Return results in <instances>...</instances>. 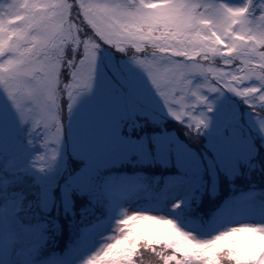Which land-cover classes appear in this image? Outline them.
I'll list each match as a JSON object with an SVG mask.
<instances>
[{
  "label": "snow or ice",
  "instance_id": "1",
  "mask_svg": "<svg viewBox=\"0 0 264 264\" xmlns=\"http://www.w3.org/2000/svg\"><path fill=\"white\" fill-rule=\"evenodd\" d=\"M128 2L129 0H82L80 7L85 17L93 22L97 19L102 22L114 21L121 25L141 22L146 14L139 8H129ZM13 3L14 0H0V26L3 27L0 39L3 40L6 53L9 49L18 53L3 64L0 70V87L12 100L20 121L24 122L32 118V110L26 107L28 99L33 95L29 80L41 68L40 56L48 44L52 18L62 15L70 19L73 5L71 0H15L18 8L10 14L8 10ZM32 5L35 7H31ZM253 7L254 0H245L242 6H230L215 0H175L174 10L187 21L188 26H191L194 17L198 21H206L208 33L215 32L222 43L211 46V50L191 59L184 56L173 57L167 65L135 58V63L157 89L162 81L168 82L170 87L167 92L162 93V103L167 114L178 123L184 124L188 130H195L198 134L200 130L210 127L209 112L216 111V101L212 97L215 96L218 101L222 98V92L239 97L253 113L260 111L256 101L257 98L264 99V88L251 95L237 91L244 86L259 87L260 80L264 79V51H261L264 49V14H253ZM183 8L188 11H181ZM196 9L202 11H195ZM203 34L201 31L200 35ZM239 36L245 37L248 50L241 56L238 67L224 71L201 62L214 52L230 54L229 50ZM13 41L16 43L13 44ZM20 42H26L28 46L21 49ZM173 51L165 55L172 56ZM87 55L95 61L96 53L91 47ZM235 63L231 61L224 64L231 66ZM113 71L127 93L125 109L129 118L134 119L145 105L154 104L149 97L141 95L135 73L130 68L113 66ZM197 77L201 78L200 82H197ZM238 79L243 83L238 84ZM78 86L90 87V80L84 79L78 85L70 87L68 95L72 104H75L76 99L71 88ZM75 143L77 141L74 137ZM159 147L163 150L166 144L161 141ZM39 148L42 151L35 155L34 163L38 165L50 160L57 169L60 155L55 150L47 151V141ZM15 162L16 157L13 154L0 157V221L4 225V239L18 258L16 264H34L47 239V233L53 228L59 230L60 227L55 221L42 222V219L47 218L43 213L47 212L49 206L54 207L57 193L50 182L43 179L35 198L28 200L22 190L11 187L18 180ZM87 190L78 184H69L61 189L60 202L66 210L71 209L73 197ZM29 205L42 214L41 219L28 220L25 215H21ZM130 222L132 227L126 235L109 237L108 241L114 242H107L99 251L88 255L86 264H143L144 256L149 253L156 264H264V246H257L264 238L255 234L257 226L264 225H253L213 239H188L171 245L167 242L177 239V234L167 221L151 218L136 220L129 217L125 223ZM97 229L98 225H94L81 232L77 244L81 253L95 245ZM237 236L244 239H233Z\"/></svg>",
  "mask_w": 264,
  "mask_h": 264
},
{
  "label": "clouds",
  "instance_id": "2",
  "mask_svg": "<svg viewBox=\"0 0 264 264\" xmlns=\"http://www.w3.org/2000/svg\"><path fill=\"white\" fill-rule=\"evenodd\" d=\"M81 2L82 0H71L73 8L70 19L62 15L52 18L48 44L40 56L41 68L29 80L33 95L28 99L26 107L32 110V118L21 122L29 125L27 143L32 148L35 149L37 145L43 146L47 141L49 144L47 151L55 150L60 157L65 150L71 148L73 126L78 117L108 90V82L104 78L105 69L101 63L107 49L123 54L129 63L128 68L133 70V67L139 68L135 58L167 65L173 57L184 56L191 59L211 50V46L221 44V39L215 32L208 33L206 21H198L194 17L191 26H188L187 21L174 10L175 0H136V2L129 0L127 4L129 8H139L146 15L141 22L127 25L117 24L114 21L102 22L98 19L93 22L83 14ZM262 5L264 0H254L253 14H264ZM31 7L34 8L35 5ZM16 8L18 4L14 0L12 8L8 10L9 13L12 14ZM181 11L188 9L183 8ZM201 31L203 35H200ZM15 43L16 41H13V44ZM19 46L22 49L28 45L26 42H20ZM90 47L96 53L95 61L87 55ZM247 50L245 37L239 36L230 48V54L214 52L204 61L210 62L206 64L207 66L218 69L219 60H223L224 63L239 62ZM170 51H173L172 56L165 55ZM14 55L18 53H14L11 49L5 52L3 40L0 39V70ZM84 79H89L91 86L71 88L76 99L75 104H72L68 95L69 89ZM149 81L162 102V93L167 92L170 85L167 81H162L160 88L157 89L150 78ZM237 83L242 84L243 81L238 79ZM260 88H264V79L260 80L259 87L244 86L237 91L251 95L260 91ZM223 94L222 92L221 95ZM256 102L260 109L256 114L259 133L264 136V99L257 98ZM210 113L211 111L209 128L200 130L198 134L195 130H189L187 134L199 140L202 135L210 131L212 126ZM39 154L38 152L36 155ZM34 160L35 157L30 162V166L37 168L44 176L56 173L57 169L50 160L38 165ZM162 191L163 183H156V178L146 172H125L116 169L97 172L91 180V187L85 192L88 198L85 207H72L66 210L62 208L61 202L57 201L54 205L56 210L54 216L49 215L48 212L43 213L47 218L42 219V222L55 221L63 227H59V230L53 228L47 233V239L40 248L34 264H51L52 259L60 254L59 245L65 229L73 239H78L81 226L85 223L98 225L96 241L108 232L113 233L109 236L112 238L126 235L130 228L125 221L129 217H134L136 220L151 218L167 221L177 234V239L167 242L171 245L188 239H197L192 231L188 230L191 227L189 219L196 211L194 206L188 204L191 194L172 193L153 204V200L149 197L156 198ZM207 195L210 199L216 198V193H207ZM149 206H154L158 210L155 213L145 211L144 209ZM29 208L32 206L29 205ZM85 210H87L86 214ZM167 211L173 212L174 215H167ZM25 218L41 219L42 214L34 210L25 211ZM233 223L234 220L231 218L220 220L215 224L211 220L201 221L202 227L207 228L212 225V231L218 232L211 239L253 225H264V222H239L232 226ZM255 234L264 238V226H257ZM105 243L107 241H104L103 245ZM257 246H264V239L258 242ZM152 261L156 264L154 259ZM74 264H86V258H78Z\"/></svg>",
  "mask_w": 264,
  "mask_h": 264
},
{
  "label": "rangeland",
  "instance_id": "3",
  "mask_svg": "<svg viewBox=\"0 0 264 264\" xmlns=\"http://www.w3.org/2000/svg\"><path fill=\"white\" fill-rule=\"evenodd\" d=\"M215 2L230 6H242L245 0H215ZM2 31L3 27L0 26V32ZM224 51L227 50L225 49ZM261 51H264V49H261ZM201 62L204 64L210 63L206 61ZM101 63L105 69L104 78L108 82V90L101 97H98L78 117L73 126L72 149L70 153L80 159H89L91 164L103 168L111 164L110 157L114 162L118 157L122 158L125 156L126 152L149 157L150 152L153 150L151 144H153L154 152L159 156L160 161L167 162L170 159L171 153L175 155V164L171 165L172 171L176 172L181 168L189 174L199 173L201 167L204 168L205 164L201 161H199L201 167L198 163L194 164L196 160L194 159L192 151L182 142L184 135L180 128H175L176 130H174L171 126L170 128L167 127V123L170 124L168 120L175 119L167 114L166 108L160 101L154 88H152L146 73L138 67H133L132 71L135 73L138 81L141 95L149 97L154 101V104L151 106L145 105L133 119L129 118L126 114L125 105L127 102V93L123 89L121 80L113 71V66L128 68L129 63L127 59L117 60L111 54V50L107 49L103 54ZM236 63L238 64L236 67H238L239 62ZM235 64L226 66L223 60H219L217 66L224 71H230L234 68L232 66ZM200 80L201 78L197 77V82H200ZM212 100L216 101V111L210 113L212 116V126L210 131L207 132L210 137L209 145L211 148H215L216 151L213 152L214 154H221L220 157L225 159L222 160L223 162H227L229 165H236L233 162L236 155L241 153L246 156L247 147L250 149L249 152L254 154L256 150L251 146V141L255 143L258 142L260 137L263 138L259 133L256 114L250 108H248L250 111L248 114L242 112L240 107L248 105L232 93L225 92L218 101L213 96ZM18 122L20 124L19 126L17 124ZM176 123L178 122L176 121ZM178 124L186 127L184 124ZM28 126L27 124L21 123L12 100L8 97L6 91L0 87V151L3 155L6 153L13 155L22 153L23 159L16 162L17 172L29 170L32 176H38L43 173H40L37 168L31 167L30 162L42 149L38 145L35 149L32 148L27 141H21L22 143L17 142L19 141V133H23L24 129ZM74 137L77 141L75 144ZM24 138L25 136H23ZM161 141L166 144L163 150L159 147ZM14 143L17 144L15 145ZM68 154L65 150L61 155L58 168H65V161ZM207 164L209 165V163ZM89 167L90 164L88 165V169ZM224 174L223 171L214 170L211 176L217 178ZM79 175L81 178L87 175L85 167H83ZM51 176L49 175L45 178L49 179ZM201 181L202 179H195L194 177L181 179L178 182V186L168 187L166 189L164 198L172 193L180 195L190 193L191 198H193L196 195V190L201 185ZM251 196L249 194V197H241L238 201L234 199V201H230L226 207L222 208V212L215 211L214 217L211 218L213 224L228 218L234 220L232 226H235L239 222H264V204L251 198ZM149 198L153 200V204L158 203L160 199L159 197ZM144 210L155 213L158 209L154 206H149ZM166 214L170 216L174 215L171 211H167ZM189 223L191 227L188 230H191L197 239H211L213 235L218 234V232L212 231V225L205 228L202 227L200 221L192 222L190 220ZM128 226L131 230V222ZM3 231L0 240V264H16L18 258L11 252L4 239ZM112 234L111 232L105 233L86 252L81 253L76 248L75 250H68L65 254L56 255L52 260V264H74L78 258H86L88 255L99 251L104 241L114 242V240L108 241V237ZM233 239L241 240L244 237L237 236Z\"/></svg>",
  "mask_w": 264,
  "mask_h": 264
},
{
  "label": "trees",
  "instance_id": "4",
  "mask_svg": "<svg viewBox=\"0 0 264 264\" xmlns=\"http://www.w3.org/2000/svg\"><path fill=\"white\" fill-rule=\"evenodd\" d=\"M111 54L118 60V59H125L126 57L123 56V54L116 52L112 49ZM167 127L170 128V125L167 123ZM180 128L183 129L181 126ZM189 131V130H187ZM188 135V134H187ZM188 137H192L188 135ZM191 138V139H192ZM195 139V138H194ZM197 140V139H195ZM198 141V140H197ZM153 150L150 152L149 157H140L139 155H136V153H130L126 152L125 157H118V159H115L113 162L110 159V165L101 167H96L95 164H91L89 159H80L77 157H74L71 152V149H67L66 151L69 153L68 157L66 158V165L65 168H57V171L55 174H52V176L47 179L48 181L51 180V187L55 190L57 195L54 197V202L57 201L60 202L61 197L59 193L61 192V189L65 188L69 184H78L82 187H85L89 189L91 187V180L93 176L96 175L97 172L105 170V169H116L121 170L125 172H133V171H139V172H146L149 175H152L156 178V183L160 184L163 183V191L159 193V195H164V191L166 189V186L169 184L167 181V175L172 173L173 169H169V167H166V165H170V161L172 165H174V159H170L168 162L160 161L161 159L159 156L154 152V145L151 144ZM2 157V156H0ZM210 159L219 166L217 162V158L214 156V154H209ZM21 158V157H20ZM205 162V159H203ZM90 164V167L88 169V165ZM234 166V165H233ZM233 166H231L233 168ZM83 167L87 170V175L83 178L80 177L78 174L80 170L83 169ZM232 168H228L227 172H230L228 174H224L221 176H218L215 181V192L213 191L214 186H207L205 190L198 191L197 197L193 199L191 206H194L196 211L193 214L192 218L193 220H199L200 222L202 220H210L213 215L215 214V211H218L221 209L222 206H225L230 201H232L237 195L242 194L243 192H248L250 190L255 191V197L264 204V148L258 152V155L255 158H252L249 161H238L236 168L231 170ZM18 180L16 183L12 184L11 187L13 188H19L23 191L24 195L28 198V200H32L35 198V193L40 187V183L43 179H46L43 174L41 175H35L32 176L31 173L27 172H17ZM207 193H216L215 199H210L207 195ZM87 197L85 193H78L73 197V207L77 208H83L85 207V202L87 201ZM83 203H80V202ZM27 204V201H26ZM62 205V203H61ZM62 208L65 209L62 205ZM37 212L35 208H26L25 211L28 212ZM49 215L54 216L56 214V210L53 206H49L47 210ZM21 215H25V213H22ZM92 224L85 223L83 226H81L80 229V236L81 232L84 228L90 226ZM60 227H63L60 225ZM2 229V221H0V234ZM80 236L78 239H73L71 234L65 229L63 239L59 245L60 248V254H65L68 250H71L77 243L78 240H80ZM243 240V239H241ZM244 241H238V243H243ZM144 264H153V261L151 259V254H146L144 256Z\"/></svg>",
  "mask_w": 264,
  "mask_h": 264
}]
</instances>
